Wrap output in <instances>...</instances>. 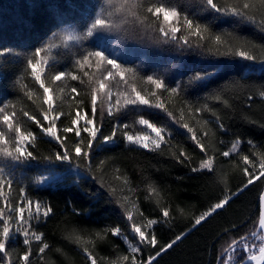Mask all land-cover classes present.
Here are the masks:
<instances>
[{
    "label": "trees",
    "instance_id": "obj_1",
    "mask_svg": "<svg viewBox=\"0 0 264 264\" xmlns=\"http://www.w3.org/2000/svg\"><path fill=\"white\" fill-rule=\"evenodd\" d=\"M168 2L202 23H207L213 15L204 10L201 0ZM253 2L259 7L258 0ZM105 9L106 0H0V50L4 52L0 55V102L14 104L18 115L22 110L39 114L40 101L33 97L36 101L33 103L24 93L38 89L27 60L34 58L35 50L42 48L45 51L41 53V58L48 60L49 75L58 70H71L75 60L89 51H103L124 66L136 69L140 76H159L170 86L182 89L179 96L169 97L164 93L161 97L179 122H174L165 112L155 108L123 110L113 116L105 113L102 135H110L114 124L127 123L129 128H121L115 141L107 144L98 135L91 151L90 171L83 158L79 167L75 158L72 163L56 161L55 153L62 151L60 144L44 135L34 122L21 116L25 127L36 135L34 147L29 150L38 158L21 165L0 160V166H4L6 174L14 179L13 191L8 199L15 207L18 189L22 187L34 202L39 201L52 208L46 221L31 222L30 231L43 233L42 242L49 245L44 253H39L42 242L31 243V264H91L85 248L96 258L97 264H126L122 257L129 255L131 259L128 246L137 244V239L130 229L125 209L132 211L134 221L141 223L142 230H145L146 218L160 220L154 226L157 248L177 235L187 233L154 264H216L218 256L232 239L250 235L258 227L264 177L243 188L246 177L242 169L245 165L239 157L240 154L248 155L258 164L257 153L264 154V97L259 94L264 91V74L260 71L264 65L224 55L222 53L228 49L223 45L215 46L212 52L188 48L179 42L187 34L183 28L176 33L177 40L173 41L131 16L120 30L97 31L92 37L87 36L95 17L101 12L107 16ZM224 19L231 22L214 21L211 23L212 30L231 32L239 41L247 40L259 46L252 50L259 58L260 48L264 47V30L259 13L255 24L230 17ZM69 36L74 39H67ZM188 39L189 43L198 41L197 37L189 36ZM225 39L235 46L230 38ZM216 47H219L220 53H216ZM196 74H207L210 78L196 81ZM72 85L81 91L80 96L75 93L70 95L68 89L54 92V100L57 105H62L65 113L57 121L58 129L70 126L71 116L68 113L75 114V100L84 101L80 107L91 116L85 85L69 81V87ZM137 86L144 89L149 99L155 100L149 95L153 86L139 82ZM217 94L221 95V99L214 98ZM197 108H203V111L198 113ZM99 116L98 108V122ZM140 116L158 126L163 125L171 133L167 145H161L162 150L148 151L123 139L124 131L150 132L145 126L135 124ZM217 117L226 132L218 128ZM183 123L194 128L209 154H212V147L216 149L214 166L218 172L215 175L192 171L193 167L199 166L204 154L190 139L191 133L181 127ZM205 131L207 136H204ZM59 134L65 135L62 132ZM66 135L65 144L71 150L75 134ZM82 136L86 134L82 133ZM237 139L241 141L237 154L222 157L220 152L229 150ZM181 150L191 157L190 161H177L176 155ZM249 168L251 170V166ZM93 176L96 179H92ZM41 177L49 179L43 185L37 184ZM150 186L155 191H151ZM233 193L237 195L233 196L229 205L201 225L192 227L195 217ZM0 207H3L2 201ZM163 207L170 210L167 222L161 218L160 209ZM115 227L121 229L122 236L111 234L110 230ZM77 236L80 240L76 239ZM22 240L17 236L9 242L13 264H18L19 256L27 251L28 246ZM256 243L259 244L258 241ZM156 250L144 247L138 258L147 259Z\"/></svg>",
    "mask_w": 264,
    "mask_h": 264
},
{
    "label": "snow or ice",
    "instance_id": "obj_2",
    "mask_svg": "<svg viewBox=\"0 0 264 264\" xmlns=\"http://www.w3.org/2000/svg\"><path fill=\"white\" fill-rule=\"evenodd\" d=\"M106 3L107 9L105 11H107V16L105 17L103 12L97 15L87 30V36L92 37L97 31L110 32L112 30H120L122 25L129 22L128 17L131 16L136 21H139L140 24L145 25V27L152 28L160 36L173 41L177 40L176 33L183 28L187 34L179 42L188 48L196 47L212 52L215 46L223 45L228 49L227 52L222 53L224 55H233L242 58L244 61L264 65V47L260 48V56L258 58L252 50L259 46L247 40L239 41L231 32H214L211 27V23L217 20L230 23L231 21L224 19L229 17L236 21L255 24L256 15L259 13L262 30H264V0H258L259 7L253 0H201V3L205 6L204 10L213 13L208 18L207 23H202L191 17L186 11L181 10L175 4L169 3L168 0H106ZM145 22L148 23L146 24ZM189 36L197 37L198 41L189 43ZM225 37L235 42V46ZM67 39L71 40L74 37L69 36ZM205 40H207V44L201 43ZM245 48L248 50H244ZM44 51L45 49L43 48L35 50L34 58L27 60L31 77L38 89L26 90L24 93L29 100H33V97H35L36 100L40 101L39 114H30L28 111L22 110L21 115H18L14 104L6 105L0 102V160H10L14 162V165H21L29 161H35L38 158L33 151L29 150L30 147H34L36 135L25 127L21 116L26 117L28 121L34 122L44 135L60 144L62 151L55 153L54 159L56 161L72 163L75 158L79 167L80 160L83 158L88 165L89 171L91 170V151L98 135L99 139L107 144L115 141L117 132L121 128H129L127 123L123 125L114 124L110 135H102L105 113L108 116H113L123 110L136 111L141 108H155L165 112L174 122H179L176 121L173 113L165 106L161 97L164 93H167L169 97L173 95L179 96L182 91L180 86H170L164 78L159 76H140L136 69L124 66L110 58L103 51H89L75 60L71 65V70H58L49 75L48 60L41 58V53ZM216 53H220L219 47H216ZM0 55H4L2 50H0ZM245 67L248 66L246 65ZM260 71L264 74V67H261ZM209 78L207 74H196L194 76L196 81H207ZM69 81H78L80 84L85 85L86 94L90 98L91 116L88 115V111L85 108L80 107V105L84 104V101L75 100V97H71L77 105L75 114L68 113L71 116L70 126L58 129L57 121L65 113L62 111V105H57L54 100V92L68 89L70 95L71 93H75L76 96L81 95V91L77 86L72 85L69 87ZM138 82L153 86L149 95L155 97V100L149 99L144 94V89L138 88ZM158 92L160 93L159 95ZM259 94L264 97V91ZM214 98L219 100L221 95L217 94ZM248 99L251 100L252 97L249 96ZM35 102L33 100V103ZM224 103L226 104L227 101H224ZM98 108L100 110L99 122L97 121ZM196 111L199 113L203 111V108H197ZM180 119H183L182 112ZM82 121L83 123H81ZM205 123H208V121H205ZM216 123L221 131H227L219 117L216 118ZM135 124L145 126L150 129V132L124 131L122 136L127 143L138 148L148 151L162 150L161 145H167L168 140L171 139V133L163 125L158 126L143 116H140L135 121ZM181 127L191 133L190 139L199 148L200 152L204 154L199 166L193 167L192 171H206L215 175L218 172V169L214 166L216 149L212 147V154H209L205 144L197 137L194 128L189 127L187 123L181 124ZM59 132L65 135L62 136ZM73 132L76 139L71 150H69L65 144L68 139L66 134ZM82 133H85L86 136H82ZM207 135L208 132L205 131L204 136ZM220 143H223V141H220ZM240 143L241 141L237 139L229 150L221 151L220 155L228 158L237 154ZM251 143L249 141L250 145ZM257 156H259L258 164L254 160H250L248 155L240 154L239 158L245 165L242 169L246 177V183H244L243 188H247L254 181L264 177V154L257 153ZM176 159L179 163H184L185 161H190L191 157L181 150L176 155ZM249 166H251V170ZM91 178L96 179L94 176ZM48 179V177H41L36 183L43 185ZM13 185V177L10 174H6L4 166H0V201L3 202V207H0V222H2L0 223V262L2 264H13L11 259L12 252L8 245L11 240L20 236L23 238V244L28 246V248L27 251L19 256L18 264H31L29 259L31 243L33 241H43V233L30 231L31 222L35 220L38 223L41 219L46 221L49 214L52 213V208L49 205H42L39 201L34 202L28 197L26 190L22 187L18 189V198L15 201L16 206L13 207V202L8 199V196L13 191ZM6 187L7 191L5 190ZM243 188L241 191H243ZM150 190L155 191V188L150 186ZM235 195L237 194L233 193L225 196L212 205L207 212L195 217L192 227L195 228L213 216V214H218L219 210L229 205ZM5 208H7V212H5ZM26 209L27 216H25ZM160 213L161 218L167 222L170 217L169 208H161ZM125 214L127 221L130 222V229L137 239V244H129L128 246L131 259L129 255L122 257L126 264H154V261L159 256L172 249L174 245L187 235V233L177 235L175 239L166 245L157 248L158 241L154 226L160 223V220L146 218L145 230H142L141 223L134 221L132 211L125 209ZM140 215L143 216V212H140ZM110 231L113 236H122V231L119 227H115ZM76 239L80 240V237L77 236ZM125 240H127L126 237ZM257 241L259 244L256 243ZM144 247L156 248L157 250L154 254L148 256L147 259L142 256L138 258ZM48 248V243L42 242L39 247V253H44L45 249ZM84 251L87 253L91 264H97V260L92 253L88 252L87 248ZM252 262L264 264V216L259 220L257 229L252 231L250 235L246 234L232 239L227 248L218 256L216 264H252Z\"/></svg>",
    "mask_w": 264,
    "mask_h": 264
},
{
    "label": "water",
    "instance_id": "obj_3",
    "mask_svg": "<svg viewBox=\"0 0 264 264\" xmlns=\"http://www.w3.org/2000/svg\"><path fill=\"white\" fill-rule=\"evenodd\" d=\"M262 216H264V190L262 191V194L259 200V220L262 218ZM252 264H255V262H252Z\"/></svg>",
    "mask_w": 264,
    "mask_h": 264
}]
</instances>
